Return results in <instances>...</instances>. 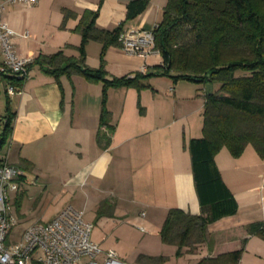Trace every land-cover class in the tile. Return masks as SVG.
<instances>
[{
    "label": "crops",
    "instance_id": "crops-1",
    "mask_svg": "<svg viewBox=\"0 0 264 264\" xmlns=\"http://www.w3.org/2000/svg\"><path fill=\"white\" fill-rule=\"evenodd\" d=\"M165 2L150 0L143 12L127 21L125 0H38L5 8L2 20L14 32L16 52L33 59L23 87L12 94L0 74V106L10 115L0 156L23 171L19 192L10 193L11 212L17 221L19 216L23 220L25 208H42L47 201L53 217L64 199H81L83 209L94 206L97 216L116 218L119 210V216L142 232L144 248L131 264H198L201 259L204 264H232L217 258L242 248L235 264H264V238L246 230L248 223L264 221V158L251 144L237 156L226 147L214 155L236 199V213L209 222L204 240L193 246L178 249L161 239L170 208L201 213L186 143L202 134L204 85L153 74L139 85L108 86L103 95L101 80H89L75 70L53 74L36 60L57 52L66 58L83 54V64L102 67L108 79L148 72L161 63L159 52L146 58L128 54L102 30L123 21L121 32L150 29ZM87 12H97L94 32L99 36L80 49V25ZM25 31L28 36L22 35ZM103 107L107 125L101 120ZM99 131L107 134V141L99 138ZM136 205L138 213L127 211ZM30 218L17 222L13 239L29 222L41 221Z\"/></svg>",
    "mask_w": 264,
    "mask_h": 264
},
{
    "label": "trees",
    "instance_id": "trees-1",
    "mask_svg": "<svg viewBox=\"0 0 264 264\" xmlns=\"http://www.w3.org/2000/svg\"><path fill=\"white\" fill-rule=\"evenodd\" d=\"M149 1L125 0V21L143 12ZM96 15L97 12H87L83 17L80 49L89 38L99 36V32H94ZM125 21L102 32L119 44L117 37ZM152 30L154 47L162 60L145 73L138 71L108 79L102 67L85 66L83 54L79 58H66L57 52L38 56L36 60L53 74L75 70L89 80H101L103 95L108 86L139 85L141 79L153 74L212 85V93H205L202 134L186 143L201 213L170 208L160 229L162 241L180 249L202 242L209 222L237 211L236 199L215 163L217 151L226 147L237 156L251 144L264 158V0H166ZM32 63L33 59L27 65L28 70ZM3 77L16 90L25 82L13 75ZM8 115H4L0 147L10 130ZM105 116L103 107L101 120L107 125ZM98 135L108 140L106 133L101 131ZM246 230L264 238V221L250 222ZM242 249L217 260L229 259L235 264ZM205 262L201 259L198 264Z\"/></svg>",
    "mask_w": 264,
    "mask_h": 264
},
{
    "label": "built area",
    "instance_id": "built-area-1",
    "mask_svg": "<svg viewBox=\"0 0 264 264\" xmlns=\"http://www.w3.org/2000/svg\"><path fill=\"white\" fill-rule=\"evenodd\" d=\"M38 0H0V50L3 62L1 75H13L26 80L31 57L19 55L12 42L13 30L2 20L7 6L33 5ZM28 36V32L22 33ZM117 40L128 54L146 58L157 53L152 28H131L121 32ZM7 93L18 91L7 84ZM23 171L0 156V264H131L119 257L114 249L103 250L91 238L93 222L85 211L67 204L49 220L29 222L17 239L11 232L17 218L11 212V192H19ZM264 189V179L261 182Z\"/></svg>",
    "mask_w": 264,
    "mask_h": 264
},
{
    "label": "rangeland",
    "instance_id": "rangeland-1",
    "mask_svg": "<svg viewBox=\"0 0 264 264\" xmlns=\"http://www.w3.org/2000/svg\"><path fill=\"white\" fill-rule=\"evenodd\" d=\"M5 11L6 9L4 10V12ZM0 114L9 113L6 111L5 113H3V109L0 106ZM1 130L2 128L0 129V133ZM30 191H32V189ZM27 199V196H25V198L23 199L24 208L25 203L28 201ZM67 204H72L75 207H79L82 209L85 206L82 203L81 199L73 200L66 198L64 199V201H62V206L64 207ZM85 209L86 210L83 209L85 211V218L90 219L94 224L92 238L100 243V247L103 250L114 249L119 255V257L123 260H126L130 263L136 262L135 256L139 252H141V250H143L142 248H144V244L142 243L141 239L143 236L142 232H140L131 222L127 221V219H125L127 217L119 216V210L116 213V218H105L96 215L97 210H94V206L87 205ZM126 210L127 209H125V212ZM140 210L141 209L139 208V206L136 205L131 209H128L127 211L133 214L138 213ZM25 212V216L27 218L33 217V219L36 218L45 222L50 219V217L53 215L54 210L51 205L49 206V203H47L46 201L42 208L35 209L33 206H30V209L25 208ZM21 218L22 217L19 216V222L26 221L25 218H23V220Z\"/></svg>",
    "mask_w": 264,
    "mask_h": 264
},
{
    "label": "water",
    "instance_id": "water-1",
    "mask_svg": "<svg viewBox=\"0 0 264 264\" xmlns=\"http://www.w3.org/2000/svg\"><path fill=\"white\" fill-rule=\"evenodd\" d=\"M204 88H205V92L207 94L212 93V85L210 83L205 84V87Z\"/></svg>",
    "mask_w": 264,
    "mask_h": 264
}]
</instances>
